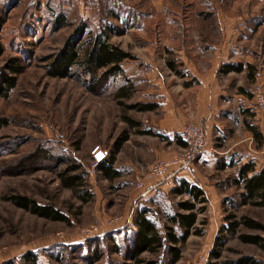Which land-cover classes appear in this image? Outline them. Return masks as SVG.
Listing matches in <instances>:
<instances>
[{
    "label": "rangeland",
    "instance_id": "1",
    "mask_svg": "<svg viewBox=\"0 0 264 264\" xmlns=\"http://www.w3.org/2000/svg\"><path fill=\"white\" fill-rule=\"evenodd\" d=\"M114 12L120 14V19L114 17ZM52 13L65 15L71 25L52 29ZM0 15L6 18L0 31L3 47L0 69L4 70L10 59H16L25 67L10 96L0 95V264L121 262L124 259L115 247H121L122 251L127 249L136 209L149 208V216L164 232L167 210H175L176 202L182 197L171 194L170 188L159 189L149 199H142L140 195L129 206L131 195L138 191L136 179L133 186L116 187L106 182L97 169L91 174L93 148L100 145L109 151V156L119 136L132 133L125 116L138 121L141 128L149 127L141 119L159 120L163 115L160 111L164 102L162 92L178 86L167 67L171 54L179 58L184 54L189 63L205 65L208 58L202 56L206 51H213L217 44L229 43L236 60L249 58L255 67L263 66L264 86V26L256 25L264 16V0H0ZM227 15L236 18L234 25L245 20V25L233 28L238 32L245 26L240 38L224 42L219 41L218 36L217 40H210L202 35L206 29H211V19ZM252 17L256 20L250 23ZM106 20L125 29L124 34L111 37L112 43L135 56L123 65L128 83L133 82L135 88L130 98L116 96L117 88L123 83L122 77L91 93L74 79L54 78L46 73L44 58L57 52L79 24L88 23L91 29L98 31ZM213 28L217 31L216 25ZM246 35L249 37L244 38ZM237 80L235 76L233 81ZM188 81L193 80L189 77ZM256 84L244 82L247 89ZM199 88L193 86L185 100H194ZM177 98L180 100L179 96ZM136 102L156 103L159 109L139 111L129 107ZM229 108L225 114L228 120L224 127L226 139L233 133L235 137V129L231 126L238 122L236 107ZM188 114L186 123H202L205 129L204 119L195 118L192 110ZM240 128L241 131L245 129L244 125ZM218 139L221 137L213 132L211 138L206 136V143L214 144L216 149L226 147L224 141L223 145L218 144ZM79 141L80 149L77 147ZM263 141L254 139L251 147L259 149L264 164V154L260 151ZM245 149L249 150L243 147ZM69 156L88 168L97 192L93 201L83 205L81 215L72 216L70 224L33 215L8 199L13 194H23L39 202H53L66 212H76L80 201L73 191L61 186L56 172L55 159ZM215 156L218 158L219 154ZM219 159L212 163L197 159L193 167L199 168V174L194 170L190 174L191 180L207 188L211 199L207 211L199 215L203 235L190 236L184 245L182 259L176 263L171 261L166 248L157 254L145 253V259L157 260V264H236L240 257L251 255L259 264H264V248L242 242L239 233L229 236L220 259L210 258L225 212L247 214L264 223V207L233 204L240 199L241 192L231 185L230 177L235 175V169L219 172L216 169ZM227 199L232 202H225ZM120 214L126 221L110 228L109 221ZM203 221L206 223L202 224ZM96 225L106 233L95 235L93 226ZM89 229L93 231L90 236ZM112 232H116L115 235ZM241 233L261 231L241 228ZM261 234L264 235V231ZM97 253L103 255L100 261L95 259Z\"/></svg>",
    "mask_w": 264,
    "mask_h": 264
},
{
    "label": "trees",
    "instance_id": "2",
    "mask_svg": "<svg viewBox=\"0 0 264 264\" xmlns=\"http://www.w3.org/2000/svg\"><path fill=\"white\" fill-rule=\"evenodd\" d=\"M113 14L116 19H120V14L116 12ZM255 20L252 17L250 23ZM5 23V16L0 15V31H2ZM68 25H71V22L67 20L65 15L52 13V29L59 30ZM256 25L259 27L264 26V16L256 21ZM124 32L123 27L109 20L102 22L98 31L91 29L88 23L79 24L57 52L44 58L47 75L54 78L74 79L91 93H96L98 89L102 90L101 87L107 86L111 82L116 83L122 77L123 83L117 88L116 96L132 97L135 93L134 84L133 82L128 83L129 78L126 77L127 73L123 65L127 60L135 59V56L111 41L113 35H122ZM2 54L3 47L0 45V55ZM167 64L176 75L191 77L184 68H181L183 61L179 57L171 54L167 58ZM255 68L251 63L226 62L221 66L220 71L227 74L229 72H242L247 69L248 78L255 82ZM24 72L25 67L16 59H10L5 69H0V95L2 97L8 98L10 96L17 88L19 77ZM192 80L185 82V85L193 84L195 78ZM157 106L156 103L152 102H136L129 107L139 111H150L156 109ZM125 120L131 127L139 125L136 120L128 116H125ZM138 132L164 137L156 129L149 127L139 129ZM129 137L128 132L122 133L116 140L109 156L98 164L96 169L101 172L103 178L113 181L121 175L114 164L116 155L122 150L125 141ZM175 137H179L178 133L175 134ZM177 140L181 145H186V142L181 138H177ZM77 144L78 149H80V141ZM55 160L58 163L56 172L61 186L73 191L80 201L76 212H66L53 202H39L23 194H13L8 199L17 207L29 211L33 215L46 220L70 224L72 216L78 217V215H81L83 205L93 201L95 197L94 186L90 179L89 170L82 162L71 156L66 158L57 157ZM234 165L237 164L233 161H222L218 163V168L223 170ZM238 165L237 173L230 177V181L231 185L242 189V192H240V199L233 204L236 206L264 207V166L259 168L253 158L246 162H240ZM171 194L182 198L176 202L175 210H167V223L164 226V232L156 220L149 216L151 213L149 208L136 209L134 215L136 229L132 231V236L128 238L130 243L126 246L125 251H122L123 249L119 246L115 247V251L117 253L121 252L124 259L116 264H157V260H147L143 255L145 253L157 254L163 248H166L169 252L171 261L176 263L183 257L184 245L188 238L193 234L202 235L204 233L203 228L199 226V215L207 211L209 203L204 188L196 181L183 178L179 185L171 190ZM227 201L230 202L231 200L227 199L225 202ZM204 223L206 222L203 221L202 224ZM241 228L263 233L264 223L247 214L239 215L236 212H225L223 223L211 249L210 258L220 259L229 236L238 233V237L242 242L264 248L263 234L241 233ZM112 233L115 235L116 232ZM102 257V254L97 253L95 259L100 261ZM30 261L33 262L31 259ZM235 263L259 264V260L254 256L244 255ZM211 264L218 263L212 262Z\"/></svg>",
    "mask_w": 264,
    "mask_h": 264
},
{
    "label": "crops",
    "instance_id": "3",
    "mask_svg": "<svg viewBox=\"0 0 264 264\" xmlns=\"http://www.w3.org/2000/svg\"><path fill=\"white\" fill-rule=\"evenodd\" d=\"M234 19L236 18H232L228 15L213 20L211 19V22H209L211 24V29H206L202 35L210 40H213L218 36L217 39L219 41H235L242 36V31L245 29V26L244 28H240L238 32L235 31V28L239 24L245 25V20H239V22L234 25ZM204 22H206V20ZM214 25L217 26V31L216 28H213ZM248 37L249 35H246L244 38ZM213 48H215V51H211V49L206 51L204 56H202L208 58L205 65L189 63L188 56L181 54L180 60L183 61L181 68H184V70L189 73L191 79L195 78L193 84L188 86L185 85V82L189 80V77H180L167 66L177 79L178 86L171 88L168 92H162L164 102L161 103L163 108L160 111L163 115L159 117V120L154 118L141 119L142 123H146L149 128L156 129L157 132L164 137L139 133L138 130L143 128H141V124L137 121L139 125L131 127L132 133L129 134V139L125 141L122 150L116 155L114 166L121 175L113 181L104 178L106 182L110 184L112 183L116 187H128L132 185L135 179L138 181L143 177L150 162L157 160H170L177 155L184 147L178 142L177 138H181L186 142L181 134V128L189 119V110L194 111L195 118L205 120V132L206 136L208 135V138H211L214 132L218 138L221 137V139H218L220 140L218 141V144L223 145L225 143L226 145V147L216 149L214 148V144H210V142L207 141L205 151L199 157V161H208L212 163L219 158V162L233 161L237 165L221 170L218 168V162L216 169L219 172L226 171L229 168L235 169L234 174L237 173L238 164L240 162H246L250 158L255 160L259 168L264 166L263 160L258 153L259 149L257 150L256 147H251L253 146L252 143L254 139H260L263 141L264 138V112L257 108L253 102V88L247 89L244 86L245 80L249 82L250 85H252V82L254 81L248 78L247 69L242 72H229L227 74L220 71L221 66L226 62H244L245 64H253V60H250L249 58H246L245 60H236L237 58H234L231 54L232 48L229 43L224 46L217 44L213 46ZM254 73L256 76L255 82L263 84V66H257ZM235 76L238 78L236 82L233 81ZM163 78L164 77L159 78V81ZM165 85L166 82L164 81V86ZM195 85L200 87L199 89H196L197 92L195 99H188L186 101L185 97H187L189 92L191 93L192 87ZM176 91H178V95H175ZM177 96L180 97V100H178ZM230 105L235 106L237 109L236 115L238 117V122L231 126L235 129V137H233V133L229 139H226L227 137H225L224 134V127H226L228 120L225 118V114H228L229 107H232ZM157 109H159L158 106L156 109L150 111H155ZM240 125H244V131H241L242 129L240 128ZM176 133H178L179 137H175ZM222 141H224V143ZM263 143L264 141L261 146ZM243 147L249 148V150H243ZM104 150L107 153L109 152L105 148ZM217 153L219 154V156H217L218 158L215 156ZM198 169V167H193L196 174H199ZM183 178L191 180L190 174L184 172L175 175L167 181L160 182L158 180L145 179L144 187H137L136 189H138L139 192L137 191L136 193L135 191V195L132 193L133 195L130 197L129 206L136 202L140 195H142V199H149L152 197L153 193L159 189L165 190L170 188L172 190L179 185ZM92 183L94 185L93 180ZM199 184L204 188L206 196L210 201L211 199L208 195L207 188L202 183ZM94 192L97 194L96 190H94ZM224 197H227V195ZM132 228L133 231L136 229L135 226Z\"/></svg>",
    "mask_w": 264,
    "mask_h": 264
},
{
    "label": "built area",
    "instance_id": "4",
    "mask_svg": "<svg viewBox=\"0 0 264 264\" xmlns=\"http://www.w3.org/2000/svg\"><path fill=\"white\" fill-rule=\"evenodd\" d=\"M252 92L255 106L264 112L263 84L257 82ZM181 134L186 141V146L182 148V151L170 160H157L150 164L143 177L137 181V187H144L145 179H153L161 182L167 181L182 172L187 174L192 173L194 162L205 151L206 132L202 123L189 122L183 125L181 128ZM260 151L264 154V143L261 146ZM92 156L93 164L90 171L91 174L97 168L98 164L108 157V153L100 145H96L92 150ZM125 221L126 218L123 214L116 215L109 221L108 226H110V228H114V226L116 227L122 225ZM93 231H95V235L106 233V230L99 228L97 225L93 226ZM93 231L89 229L88 236H90V233H93Z\"/></svg>",
    "mask_w": 264,
    "mask_h": 264
}]
</instances>
